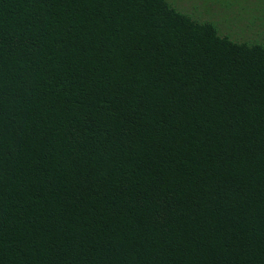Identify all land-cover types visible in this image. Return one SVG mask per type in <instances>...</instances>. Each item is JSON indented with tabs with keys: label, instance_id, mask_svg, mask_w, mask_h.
<instances>
[{
	"label": "trees",
	"instance_id": "trees-1",
	"mask_svg": "<svg viewBox=\"0 0 264 264\" xmlns=\"http://www.w3.org/2000/svg\"><path fill=\"white\" fill-rule=\"evenodd\" d=\"M0 264H264V0H0Z\"/></svg>",
	"mask_w": 264,
	"mask_h": 264
}]
</instances>
